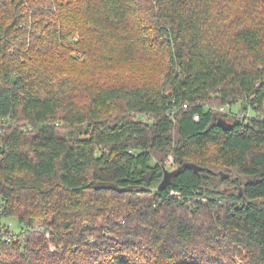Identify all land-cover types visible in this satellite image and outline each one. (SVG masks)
<instances>
[{"label": "trees", "instance_id": "obj_1", "mask_svg": "<svg viewBox=\"0 0 264 264\" xmlns=\"http://www.w3.org/2000/svg\"><path fill=\"white\" fill-rule=\"evenodd\" d=\"M0 197V264H264V0H0Z\"/></svg>", "mask_w": 264, "mask_h": 264}, {"label": "water", "instance_id": "obj_2", "mask_svg": "<svg viewBox=\"0 0 264 264\" xmlns=\"http://www.w3.org/2000/svg\"><path fill=\"white\" fill-rule=\"evenodd\" d=\"M217 124L224 128L225 130H230L232 129V124L229 123L228 121L222 119V118H218L217 119ZM184 168H191L194 169L197 172L202 171L203 169L196 165L195 163H185L184 165H181L173 170H169L167 167L164 168V177L162 182L160 183L159 187H158V191H164L165 189H167L170 184L173 182V180L180 175V173L183 171ZM223 178H228L229 174H225V173H221ZM234 175V174H233ZM232 175V176H233ZM95 187L96 189H115V190H119V191H128V190H133V187L130 188H121L119 185L115 184V183H111V182H95ZM141 190H144V188H141ZM241 194L242 191H241Z\"/></svg>", "mask_w": 264, "mask_h": 264}, {"label": "rangeland", "instance_id": "obj_3", "mask_svg": "<svg viewBox=\"0 0 264 264\" xmlns=\"http://www.w3.org/2000/svg\"><path fill=\"white\" fill-rule=\"evenodd\" d=\"M214 109L220 108L218 105H213L212 106ZM232 111L234 112H239L240 109V104L239 105H234L233 107H231ZM219 112V111H218ZM222 111H220L218 114H221ZM249 116L253 117L255 116V113L253 111H249ZM242 116V114L240 115ZM146 119V118H144ZM171 170H173V168H170ZM225 174H230V172L227 171H222ZM221 172V173H222ZM2 201V198L0 197V203ZM0 224L2 226H6V228H9L11 231L15 232V233H20L22 231V229L24 228V226L14 217H7V216H2L0 217Z\"/></svg>", "mask_w": 264, "mask_h": 264}, {"label": "built area", "instance_id": "obj_4", "mask_svg": "<svg viewBox=\"0 0 264 264\" xmlns=\"http://www.w3.org/2000/svg\"><path fill=\"white\" fill-rule=\"evenodd\" d=\"M229 107H230V104H228V105H226V106H221L220 108H217L216 110H217V111H222V112L225 113V112L229 109ZM194 118H195L196 120L199 119L198 115H196ZM165 162H166V164L168 165V166H167L168 169L171 168V167H173V166L175 165V159H174V157H173L172 155H169V156L167 157V159H166ZM169 170H171V169H169Z\"/></svg>", "mask_w": 264, "mask_h": 264}]
</instances>
